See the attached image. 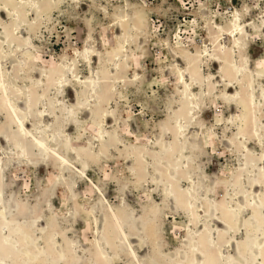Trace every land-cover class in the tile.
<instances>
[{"label": "rangeland", "instance_id": "rangeland-1", "mask_svg": "<svg viewBox=\"0 0 264 264\" xmlns=\"http://www.w3.org/2000/svg\"><path fill=\"white\" fill-rule=\"evenodd\" d=\"M19 6L32 24L23 26L29 45L24 52L14 48L5 69L22 90L20 104L36 114L43 109L41 96L50 106L63 67L78 76L64 86L66 105L49 108L64 123L55 149L102 189L120 219L127 216L126 231L140 261L202 264L186 242L187 190L196 180L200 207L193 211L205 230L208 223L221 236L232 264H264V145L251 120L257 110L264 141V0H23ZM11 8L0 0L1 38L3 25L14 32ZM236 25L245 42L235 53L238 66L246 65L240 74L229 56L219 62L214 51L218 35ZM87 45L102 63L78 65L75 53ZM117 68L127 75L126 84L116 83L111 97L100 93L97 106L87 111L80 80ZM251 78L256 106L250 101ZM186 82L194 83L189 87L200 107L187 132L185 165L178 169L174 153L181 144L167 119L188 118ZM108 109L121 125L122 143L102 139L100 125L106 134L115 129ZM7 125L18 134L0 90V161L8 179L4 212L21 230L13 239L29 259L16 256L15 264H136L94 185L84 177L71 183L52 154L29 152L24 161L19 139L10 134L17 143L12 147L2 139ZM125 146L145 154V172ZM249 241L255 261L246 255Z\"/></svg>", "mask_w": 264, "mask_h": 264}, {"label": "bare ground", "instance_id": "bare-ground-1", "mask_svg": "<svg viewBox=\"0 0 264 264\" xmlns=\"http://www.w3.org/2000/svg\"><path fill=\"white\" fill-rule=\"evenodd\" d=\"M11 3L12 8L9 9L10 13L13 14L12 25L14 27V32L9 31V25H3L2 30L4 33V38L0 36V90H1V100L2 105L7 109L9 113V117L13 120V122L18 127V134L14 133L8 125L6 126V130H4V135L2 139L7 142V146H16L15 143L12 142L10 138V134L17 139H19L20 146V158L24 161L27 159L29 152H33L35 154L41 155L47 158L49 155H54L57 159V162L60 166V170L62 175L68 176L71 183H73L75 177H84L89 182L94 185L97 189L98 194L101 197L102 202L107 205L112 213L113 221L116 229L121 237V246H123L130 257L135 261L136 264H143L140 259L138 252L133 246V242L131 241L129 234L126 231V227L128 226L126 222L128 218L127 216L124 219H120L116 211L109 204L107 197L105 196L102 189L96 185L92 179L89 178L87 173L81 169H78L76 165H74L70 159H68L65 155L59 153L56 149V139L61 135L63 121L59 120L58 117L52 116V113L49 112V108H56L59 106H65V102L63 99V89L66 83L72 79V76H76L75 73H72L71 68L63 67L64 74L57 81V87L54 90V95L52 98H49V107L45 104V100L41 96L39 98L40 103L43 104V109L37 110V113H32L31 106H26L25 109L22 108L19 101V96L22 94V90L19 88H15V86L10 81L9 71L5 69L6 63H9L12 59L13 53L16 48L18 52H24L28 49L29 38L23 37V26L24 25H32L30 21L27 19V15H23L20 12L19 4L23 0H6ZM243 29L241 25H236L235 29L229 30L226 33L219 34L217 37V43H215V52H216V60L219 62L222 60V56L227 55L232 59V63L234 64L235 71L240 74V72H244L246 70V65L243 64L240 67L236 63L235 53L237 52V48L241 46H245V42L242 35ZM230 39L232 44H227V39ZM12 40L18 41V45L14 46ZM7 47V48H6ZM124 47L122 46V49ZM125 49V48H124ZM77 61L80 65L81 60L87 65H91V61L95 60L96 63L100 61L102 63L101 56L96 55V50L92 45L84 46L76 51ZM128 55H125L123 59L126 62ZM123 61V63H125ZM246 59H244V63ZM23 65V64H22ZM91 67V66H90ZM92 69V68H91ZM120 68L115 69L113 72H109L107 75H104L100 70L93 71L92 77H88L85 80H80L81 86L83 87V91L86 92L85 99H83L82 104L85 106L87 111L92 112V109L97 106V97L100 93H106L110 97L113 96V93L117 90L116 83L126 84L128 81V77L122 71H118ZM47 73V72H46ZM183 78V76H182ZM188 86H186V91L184 92V99L187 104V117L186 120H182L180 118L173 119L168 116L167 122L172 123V127L176 130V137L179 139L181 144L178 152L174 153L175 164L178 169L181 168V165L184 166L185 163L182 162L184 158V150L185 143L187 139V132L190 129L191 123L198 116V110L200 107V97L198 94L190 90L189 86H193L194 83L186 82ZM118 85V84H117ZM249 90H251L250 101L255 106L257 105V96L254 93V83L251 78V82L249 85ZM28 103V102H27ZM37 106V105H36ZM105 108V106H104ZM62 112H65V108H61ZM106 110V109H105ZM48 111V112H47ZM197 111V112H196ZM89 112V113H90ZM32 113V114H31ZM31 114V115H30ZM106 117L114 119V113L108 109L106 113ZM7 119V117H6ZM53 120V124H46L47 120ZM115 129L111 133L106 134L103 129V126L100 125L98 128L101 130L102 139L105 143H122L121 138V125L117 119H114ZM252 122L257 125L256 135L260 140V144L264 145V141L261 139V135L259 134V119L257 117V110H255V115L252 116ZM90 124V123H88ZM170 131L171 128L168 127ZM11 130V131H10ZM50 130H54V133L51 134ZM17 135V136H16ZM2 141V140H1ZM19 147V146H18ZM125 152L128 153L131 160L136 161L139 165L143 162L144 168L143 171L147 170V166H149V162L146 160L145 154H142L141 151L137 147L133 146H125ZM2 149V146H0ZM147 163V164H146ZM191 176V173H188ZM7 175L5 170V165L3 160L0 161V264H15V257L22 256V262L28 261L26 259L27 251L24 249L23 244L20 240H14L13 235H20L21 230L17 231V223L15 220H10L6 217V191L5 184L7 182ZM198 192L199 187L197 181H191V185L187 190L188 195V204H189V224L187 228V236L186 239L187 247L190 253L197 252L199 256L202 258V264H232L231 257L225 251L223 247L222 238L219 235L216 237V232L213 227L206 223V230L202 226L201 218L193 211L195 208L200 207L198 202ZM194 226V227H193ZM108 244V242H106ZM245 252L247 257L250 260L255 261V247L251 244V241L247 242ZM30 252V251H29ZM106 253V252H105ZM110 257H106L108 261ZM123 264L122 262H120ZM190 264H195L190 261Z\"/></svg>", "mask_w": 264, "mask_h": 264}]
</instances>
